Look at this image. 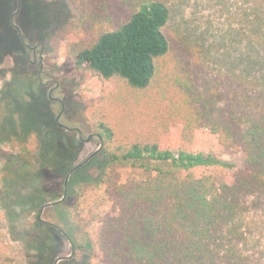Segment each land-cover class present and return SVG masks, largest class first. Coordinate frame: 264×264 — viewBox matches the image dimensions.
<instances>
[{
  "label": "trees",
  "instance_id": "1",
  "mask_svg": "<svg viewBox=\"0 0 264 264\" xmlns=\"http://www.w3.org/2000/svg\"><path fill=\"white\" fill-rule=\"evenodd\" d=\"M23 2L0 0V144L36 137L38 151L30 158H12L0 200L8 231L24 243L28 264H70L56 235L60 225L41 219V210L57 201L54 212L75 253L92 255L98 247L103 264H245L243 217L252 206L264 209V108L218 112L211 101L199 98L197 107L191 99L178 104L165 94L146 100L144 95L161 84L162 61L170 51L164 33L172 16L168 2L67 0L72 17L60 38H79L67 48L69 63L117 87L100 104L92 127L106 145L108 160L98 162L94 156L74 171L84 153L81 142L75 133L59 129L51 111L40 112L39 107L51 108L53 102L21 49L25 38L13 26L12 15L21 12ZM245 2L250 5L251 21L245 18L251 43L264 47V0ZM252 60L245 63L248 71L259 64ZM28 100L30 107L25 106ZM186 113L194 123L208 125L222 146L242 149L244 163L234 184L206 173L232 168L217 154H175L162 146L170 124L182 122ZM123 169L132 172L126 181ZM81 177L86 182L79 189L104 184L113 208L95 237L80 205L69 204ZM25 216L34 218L29 227L22 225ZM0 264L13 263L5 259Z\"/></svg>",
  "mask_w": 264,
  "mask_h": 264
},
{
  "label": "rangeland",
  "instance_id": "2",
  "mask_svg": "<svg viewBox=\"0 0 264 264\" xmlns=\"http://www.w3.org/2000/svg\"><path fill=\"white\" fill-rule=\"evenodd\" d=\"M24 1L15 22L24 35L25 44L30 47L39 46L38 64L34 66V70L37 74L42 59L44 65L42 81L44 83L54 81L47 87L48 93L51 88L56 87L57 82L59 83L53 96L65 100L67 105V114L60 122L70 128L81 129L85 138L95 135L91 142H81L84 153L78 162L82 163L95 153L98 162L108 160L104 153L107 149L106 145L103 143L102 146V141L97 137L98 131L92 127L97 119L95 115L99 113L100 104L117 89L115 83L88 71L78 70L69 63L67 48L69 44L78 42L79 38L72 35L65 39L60 38L65 24L72 17L67 0ZM166 1L172 13L171 20L164 29L170 42V51L162 61L161 84L144 95L146 100L152 102V99L160 98L165 94L178 104H184V98L191 99L197 107L204 103L203 101H211L218 112L224 109L225 112L252 113L263 109L264 90L260 89L264 87V66L260 63L264 61V47L251 43L252 36L250 37V30L247 31L246 27L247 22L251 21L250 5L245 0ZM41 44L44 45L43 53H41ZM21 49L25 55H31L30 60H35L32 51L26 45L22 44ZM255 49L257 51L253 53ZM251 57L253 62L259 64L248 71L245 63L249 62ZM11 65L14 66L13 61ZM11 78L12 76L9 75L4 81H9ZM3 85L2 81L0 90ZM199 98L203 99L201 103ZM30 105L31 102L28 100L25 106L30 107ZM49 107L50 105L45 104L44 108L39 107V110L51 111L56 118L61 111L60 105L52 103L51 108ZM108 113L109 117L114 115L111 108L108 109ZM30 116L29 112H25L26 118ZM183 119L182 122L170 124V132L162 142V146L171 149L175 154L180 150L217 154L232 168L206 169V173L215 174L224 182L234 184L235 172L242 168L244 163L242 149L222 146L219 136L208 125L194 123L192 121L194 119H191L187 113L183 114ZM25 150L31 156L25 153ZM37 151L36 137L30 138L27 142L14 141L0 144V195L7 190L5 180L9 175V165L13 163L12 158L15 156L20 159L30 158L35 156ZM64 167L67 168V165ZM121 173L123 181L132 176V172L127 169H123ZM82 178L75 181L74 199L69 204L80 205L81 214L89 222V230L95 237L101 227V219L113 212V208L106 195L104 184L96 182L79 189L80 185L86 182L82 181ZM61 200L63 199L59 201ZM41 219L58 227L60 225L56 235L63 244L62 257L70 260V264H103L104 256L98 247L92 255L85 250L75 253L74 247L61 230L53 205L45 207ZM33 221V217L25 216L21 222L24 227H29ZM243 232L246 237L245 243L242 244L247 259L245 264H264L262 207L252 206L246 212L243 217ZM5 259L13 264H28L24 243L14 241L8 231L0 200V261ZM61 263L62 260L57 262V264Z\"/></svg>",
  "mask_w": 264,
  "mask_h": 264
},
{
  "label": "flooded vegetation",
  "instance_id": "3",
  "mask_svg": "<svg viewBox=\"0 0 264 264\" xmlns=\"http://www.w3.org/2000/svg\"><path fill=\"white\" fill-rule=\"evenodd\" d=\"M38 47H39V46H35V47H30V48H29V49L32 51L33 56H34V59H35L34 61L30 60L31 63H32L34 66H36V65L38 64V58H37ZM41 53H43L42 49H41ZM28 57H31V55H29ZM41 58H42V55H41ZM43 73H44V65H43V61H42V59H41V61L39 62V71H38V76H39V78H40V84H41V85H46L47 87H49V85H52L53 83H51V84H46V83H44V82L42 81V78H41L42 75H43ZM58 87H59V83L57 82V83H56V87L51 88V90H50L49 93H48V97H49V99H50L53 103H58V104L60 105V107H61V111L59 112V114L62 113V115H61V117H60L59 120H57L58 116H57L56 119H55L57 126L59 127V129H62V130L68 131V132H73V133H75V134L77 135L78 138H79V134H80V131H81V132L83 133V137L85 138L84 132H83L81 129L76 128V127H74V128H70V127H68V126H66L65 124H63V123L60 122V120L62 119V117L65 116V114H67V105H66L65 100H63V99H61V98H58V99H61V101H63L64 106L62 105V103H61L60 101H53V100H52V97H54V96H53V93H54V91H55ZM54 98H57V97H54ZM59 114H58V115H59ZM61 125H63V126H61ZM73 129H77V130H73ZM92 136H93V139H94V138H95V135L92 134ZM96 136H97V135H96ZM97 137H98L99 140L102 141V139L100 138L99 135H98ZM85 139H87V138H85ZM79 141L81 142L80 138H79ZM82 143H83V142H82ZM101 143H102V146H103V142H101ZM91 156H92V155H91ZM91 156L88 157V159L94 157V156H92V157H91ZM88 159H87V160H88ZM87 160H84L82 163L86 162ZM80 164H81V163H80ZM75 168H76V167H75Z\"/></svg>",
  "mask_w": 264,
  "mask_h": 264
},
{
  "label": "water",
  "instance_id": "4",
  "mask_svg": "<svg viewBox=\"0 0 264 264\" xmlns=\"http://www.w3.org/2000/svg\"><path fill=\"white\" fill-rule=\"evenodd\" d=\"M19 6H20V4H19ZM19 13H20V9L17 10V11L12 15V18H11V19H12V22H13V26L19 31V34H20L21 38L24 40V37H23V34H22V32H21L20 27L17 26V25L15 24V22H14L15 17L18 16ZM25 45L27 46V48H30L29 45H27V44H25ZM41 46H42V51H43L44 45L41 44ZM53 82H54V81H48V82H46V84H51V83H53ZM52 100H53V101H60V102L62 103V105L64 106V103H63V101H61V99H58V98H54V97H52ZM61 115H62V113L58 115L57 120L60 119ZM61 126H63V125H61ZM73 130H77V129H73ZM79 138H80L81 142H83V143H88V142H91V141L93 140V136H92V135H90L87 139H85V138L83 137V133H82L81 131H80V134H79ZM96 154H97V153L93 154L92 156H95ZM92 156H91V157H92ZM88 160H89V159H88ZM88 160H87L86 162H88ZM86 162L77 165L76 168L74 169V171L77 170V169H79V168H81ZM71 174H72V173L69 174V176H68V178H67V180H66V187H67V185H68L69 177H70ZM64 198H65V197H64ZM63 200H64V199H63ZM63 200H61V201H59V202H62ZM57 203H58V202L53 203V204H57ZM53 204H48V205H46L45 207H47V206H51V205H53ZM45 207L41 210V214L43 213Z\"/></svg>",
  "mask_w": 264,
  "mask_h": 264
}]
</instances>
